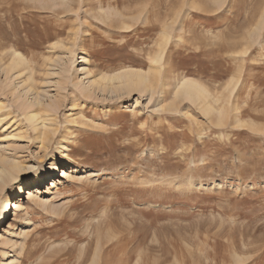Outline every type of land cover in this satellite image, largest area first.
Wrapping results in <instances>:
<instances>
[{
	"label": "rangeland",
	"instance_id": "rangeland-1",
	"mask_svg": "<svg viewBox=\"0 0 264 264\" xmlns=\"http://www.w3.org/2000/svg\"><path fill=\"white\" fill-rule=\"evenodd\" d=\"M126 72L139 89L97 81ZM0 105V215L72 171L17 200L0 264H264V0H0Z\"/></svg>",
	"mask_w": 264,
	"mask_h": 264
},
{
	"label": "bare ground",
	"instance_id": "bare-ground-1",
	"mask_svg": "<svg viewBox=\"0 0 264 264\" xmlns=\"http://www.w3.org/2000/svg\"><path fill=\"white\" fill-rule=\"evenodd\" d=\"M82 61L86 62V57H82ZM154 64H157L159 62V59L156 57L153 59ZM27 63L24 60V58L17 52H11L10 54V60L8 65L6 66L5 70H8V72H17L19 69H24L26 67ZM25 66V67H24ZM23 67V68H22ZM156 70V69H155ZM137 78L139 81L144 80V78L141 76L140 73L137 72H126L124 74H118L110 78H105L102 76L98 77L99 81H104L107 83H112L114 81L123 82L124 88L127 91H132L133 89H139L141 85L134 86V84L131 82L134 78ZM145 77V76H144ZM146 78V77H145ZM30 80V79H28ZM95 84V83H94ZM90 86L82 87V85L78 86L82 93L85 95H89L90 92ZM94 86V85H92ZM104 86L103 88H105ZM204 87L198 84L197 82H194L189 79H183L181 82H179L176 86V96L177 97H183L190 101H195V103H202V110H204V113L211 110V102L209 103V94L206 92V90L203 89ZM38 104V103H37ZM200 105V106H201ZM2 107L0 105V123L2 117L4 116L1 113ZM18 111L22 114V117L25 119L26 123L28 124L29 130L34 132L36 134V137L38 139H42L47 135L48 132H50L51 128L49 126V120L47 115H42L40 111L35 112L33 109H31L28 105H26L25 102L21 103V106H19ZM34 111V112H33ZM51 123V122H50ZM52 126V125H51ZM64 158L69 159L68 154L63 155ZM21 170L17 164L13 163H7V167L1 168L0 171V189H3V187L11 181H16L18 179V172ZM48 171H52L51 173H47ZM46 173L42 175L38 181L35 183L36 186L45 188V184L49 185V182L47 181L48 174L53 175V179L50 180L52 188H56V180L58 179H69L72 174L71 168H64L62 170H56L55 165L52 164L48 169H46ZM7 179V181L4 183V180ZM36 187L28 188L24 192L23 190L17 189L14 193L9 196L8 199H5L2 203V214L0 215V223L1 225L3 223H7L6 221L11 218L12 215H15L16 213L20 212L21 210V204L17 200H19L21 197L24 199H32L36 195L41 194V190H39ZM26 193V197H24V194ZM16 194V197H15ZM12 212L14 214H12ZM9 216V218L5 221V217ZM1 228V226H0ZM0 241H1V235H0ZM99 251V250H98Z\"/></svg>",
	"mask_w": 264,
	"mask_h": 264
}]
</instances>
